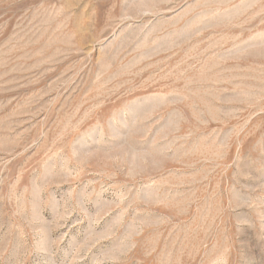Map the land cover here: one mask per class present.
<instances>
[{"label":"rangeland","instance_id":"obj_1","mask_svg":"<svg viewBox=\"0 0 264 264\" xmlns=\"http://www.w3.org/2000/svg\"><path fill=\"white\" fill-rule=\"evenodd\" d=\"M0 264H264V0H0Z\"/></svg>","mask_w":264,"mask_h":264}]
</instances>
